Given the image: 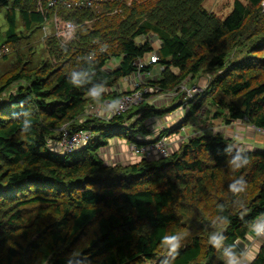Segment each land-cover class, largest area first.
I'll list each match as a JSON object with an SVG mask.
<instances>
[{
    "label": "trees",
    "instance_id": "16d2710c",
    "mask_svg": "<svg viewBox=\"0 0 264 264\" xmlns=\"http://www.w3.org/2000/svg\"><path fill=\"white\" fill-rule=\"evenodd\" d=\"M50 1L0 0V264H264V241L247 261L236 244L264 216V149L201 129L168 157L107 166L101 151L111 140L140 145L149 120L176 108L143 102L110 120L89 114L118 98L120 82L156 53L144 73L159 65L161 77L149 85L178 91V107L186 102L180 86L211 77L169 133L203 108L211 121L246 119L264 130V0H237L223 20L205 0H113L90 9ZM67 22L76 26L71 39L56 35ZM48 25L54 33L41 40ZM65 126L94 139L57 152L49 142Z\"/></svg>",
    "mask_w": 264,
    "mask_h": 264
},
{
    "label": "built area",
    "instance_id": "2783aa9c",
    "mask_svg": "<svg viewBox=\"0 0 264 264\" xmlns=\"http://www.w3.org/2000/svg\"><path fill=\"white\" fill-rule=\"evenodd\" d=\"M112 1L113 0H58V2H60L62 6L68 9H90L97 7L103 3H109ZM58 2L55 0H51L49 6L51 8H55ZM52 23L53 25H55L56 29H58L56 17ZM62 33L66 39H71L75 36L76 26L72 22H67L64 24ZM8 52V48L4 47L1 51V54H7ZM158 60V55L154 53L149 58L138 61V71L131 77V85L133 89L129 92H126L117 101H106L104 103V108L107 110V117L102 118L100 115H98L99 118L101 117L102 119L110 120L114 117H120L129 112L131 109L138 107L140 104L145 102V98L148 95L163 97H175L176 95H178V91L165 94L160 92L161 90L158 87H154L147 84H150V81H155V77H153L150 72L144 73V69L151 65H157ZM210 79L211 77L207 76V81ZM207 81L204 86H201L199 84H194L190 86L182 85L179 87L178 90L180 93L185 95L187 101H190L194 99L196 95L201 94L203 92V90L206 88ZM91 109L94 110V107H92ZM185 110L186 106H183L179 111L183 113ZM243 122L247 123V120L245 119ZM251 127L253 131L264 136L263 129H258L254 126ZM60 131L62 134L59 140L55 142H49V145L52 149L59 148L61 149V152L65 153H72L81 150L87 147L90 142L94 139V134L89 130L71 132L68 130V127L65 126L61 128ZM171 148V139L166 136H163L152 142H144L140 145L133 144L131 152L132 156L137 159L151 160L168 157L170 155ZM258 232L260 236H264V216L259 221Z\"/></svg>",
    "mask_w": 264,
    "mask_h": 264
},
{
    "label": "rangeland",
    "instance_id": "374dc122",
    "mask_svg": "<svg viewBox=\"0 0 264 264\" xmlns=\"http://www.w3.org/2000/svg\"><path fill=\"white\" fill-rule=\"evenodd\" d=\"M127 1H131V0H127ZM235 1H237V0H205L203 5H204L206 10L216 14L220 19L223 20V19H226L228 17V15L232 12L233 5H234ZM239 1L246 2L247 0H239ZM263 8H264V4H263ZM52 25H53V23H52ZM53 26L55 27V25H53ZM90 26H92V25H90ZM54 27H52L51 25H48L46 27L45 31L42 30L39 33V35H42L41 40L46 39L48 37H51V35H53V33H54ZM59 34H62L61 30H58L56 32V35H59ZM149 39L152 40L151 42L153 44V47L155 49L158 48V46L160 45V42L157 40V38L151 36ZM141 41H143V39H139V42H141ZM116 64H117V61H113L112 63L109 64L108 68L112 69V68H114V66ZM154 77L156 78V75ZM206 79H207V76L201 78V80L198 81L199 85L204 86L206 84ZM120 84L123 85L124 81H122ZM147 84L149 85V83H147ZM188 84H191V82ZM130 87L132 90L133 89L132 85ZM117 100L107 99V100L103 101L102 103L94 105V110L91 109L92 108L91 107L89 114L96 116V117H99L98 115H100L102 118H106L107 117V110L104 108V103L106 101H108V102L112 101L113 102V101H117ZM173 101H174L173 98L167 97V96L163 97V96L148 95L145 98V102H147V104H150V106H152L151 109L155 108L156 110L166 112L170 108H173V107L176 108V110L174 112L167 113L165 115V117H167V118H165L164 115L162 117L156 116L157 118H161L162 120H164V118H165V122L162 123L161 126L162 125L165 126V124L167 125V124L171 123L172 121H174L173 124L164 127V129L166 128L165 130L162 129L161 135L164 134V132L169 133V131H172V129L175 126L181 124L183 122V119L185 118L184 114L181 111H179V107H178V105H180L181 101L176 102V103ZM211 101H212V97L209 96L206 100V107L209 103H211ZM205 111H206L205 108H203L196 116L191 117L189 123L181 129L180 133L174 134V135L171 134V132L169 134H164V136L171 139L172 150H176L178 147H180V145L182 143L187 141L188 138H190L194 135H197V132H199L201 129H204V128L200 127V124H205V125L207 124V126H205V127H207L210 132H212L216 129H219V130L222 129L221 127L224 123V120L218 119V120H212L211 121L210 119H207V115L205 114ZM166 119H167V121H166ZM149 121L150 122L154 121V119H150ZM236 127L243 129V130H241L240 138L239 137L236 138V135H235L234 140H232V141H234L235 147H238L241 149H257V150L264 149V136L254 132L253 129H249L248 126H246L244 124H238ZM212 129H214V130H212ZM230 135L233 136L234 134H230ZM120 139L124 140L123 138H116L114 140H120ZM144 139H145V137H141V140L143 142L145 141ZM141 144H143V143H141ZM132 145H131V147H132ZM115 146H118V147L115 148ZM57 152H59V151H57ZM119 152H124V149L122 147H120L119 144H115L112 146L111 149H108L107 151L106 150L103 151L102 154H104V158L107 161V163H106L107 166H118V165H124L123 163H129V162H126L127 161L126 158L121 159L117 156ZM126 152H127V150H126ZM109 153H112V155H109ZM262 241H264V237L258 238V239L254 237V239L249 240L247 242V245L250 248V250L248 248L249 251L247 250L248 253L244 256V259H243L244 261H247L249 258H251L253 253H256L258 251V248L261 246ZM239 263H241V261H239ZM150 264H152V263H150ZM228 264H232V263L229 262Z\"/></svg>",
    "mask_w": 264,
    "mask_h": 264
},
{
    "label": "crops",
    "instance_id": "0c3cea01",
    "mask_svg": "<svg viewBox=\"0 0 264 264\" xmlns=\"http://www.w3.org/2000/svg\"><path fill=\"white\" fill-rule=\"evenodd\" d=\"M160 42V41H159ZM161 48V43H160V45L158 46V48H154L156 51L157 50H159ZM115 67H117L116 65L114 66V68ZM113 69V68H112ZM162 68L158 65V66H153V68L150 70V73H151V75L152 76H155L156 75V79L158 80L160 77H161V72H162ZM176 72V71H175ZM145 73H147V72H145ZM146 75V74H145ZM201 80V79H200ZM199 80V81H200ZM122 81H124V84L123 85H121V84H119L118 86H117V88L115 89V93H116V95H117V97L118 98H115V100H117V99H119L120 97H121V95H123L124 93H126V92H129L130 90H131V83H132V79L131 78H128V79H124V80H122ZM121 81V82H122ZM120 82V83H121ZM198 82V81H197ZM191 84H188V86H190ZM171 98H173V102H179V101H181V100H183L182 99V97H171ZM165 117V116H164ZM165 118H167V117H165ZM165 118H164V120H162L161 118H152V119H154V121H149L150 122V124H149V126H148V129L151 131V134L150 135H147V136H145V139L144 140H146V141H148V142H152V141H155V140H157L158 138H160L162 135H161V133H162V129H164V127H166V126H168V125H171V124H173L174 123V121H172L171 123H169V124H165V126L164 125H162L161 126V124L162 123H164L165 122ZM166 121H167V119H166ZM238 124H244V125H246V126H248V128L249 129H252V127L249 125V124H247V123H245V122H234L232 125H222V134H224L226 137H229L230 139H233L234 140V136L236 135V138L237 137H239L240 138V135H241V130H243V129H240V128H237L236 126L238 125ZM205 126H207V124L205 125V124H200V127L201 128H204V129H202L204 132H207V133H209L210 131L208 130V128L207 127H205ZM166 129V128H165ZM164 129V130H165ZM212 130H214V129H212ZM220 130V131H221ZM201 131V130H200ZM255 132V131H254ZM230 134H234L233 136H231ZM191 138V137H190ZM188 140H189V138H188ZM115 144H119V146L120 147H122L123 149H124V152H119L118 153V157L119 158H121V159H124V158H126V162H129V163H123L124 165L125 164H131V163H136V162H139L140 160L139 159H137V158H135V157H133L132 156V152H131V143H128L125 139L124 140H122V139H120V140H112V141H110L109 142V146L108 147H106V148H104V149H102V151H101V156H102V158L106 161V159L104 158V154H102L103 153V151L104 150H108V149H111L112 148V146L113 145H115ZM124 144V145H123ZM116 147H118V146H115V148ZM53 150H56V151H61V149H59V148H54ZM126 150H127V152H126ZM111 151V150H110ZM112 152V151H111ZM109 155H112V153H109ZM106 163H107V161H106ZM258 230H259V227L255 230V231H252L251 232V234H250V237L248 238V241L249 240H252V239H254V237L255 238H263L264 236H260L259 235V232H258ZM255 234V235H254ZM263 242V241H262ZM261 245H262V243H261ZM249 250H250V248H249ZM248 250V251H249ZM248 251L246 252V253H248ZM254 254V253H253ZM230 263H232V264H244L242 261H241V263H239V260L238 261H235V260H231L230 261Z\"/></svg>",
    "mask_w": 264,
    "mask_h": 264
},
{
    "label": "clouds",
    "instance_id": "9594fccd",
    "mask_svg": "<svg viewBox=\"0 0 264 264\" xmlns=\"http://www.w3.org/2000/svg\"><path fill=\"white\" fill-rule=\"evenodd\" d=\"M154 77V76H153ZM157 79L155 78V81H156ZM206 81H207V79H206ZM151 82V81H150ZM207 83H208V81H207ZM199 84V83H198ZM207 86V85H206ZM166 94H169V93H166ZM176 97H178V95H176L175 96V98ZM185 101H187V99L185 100ZM188 103L186 102L184 105H182V106H180L179 107V110L183 107V106H186V110L183 112V114H184V116L186 115V113H187V110H188ZM263 136V135H262ZM161 137H163V136H161ZM160 137V138H161ZM159 139V138H158ZM144 142H148V141H144ZM171 150H172V148H171ZM238 159V158H237ZM140 161H142V159H139ZM151 160H154V159H151ZM233 163H236V161H234ZM245 163H246V161H245ZM237 167H240V165L239 164H237ZM213 241H214V238H213ZM170 243H171V246H172V248H173V250L177 247V245H176V243H175V237H173V238H171V240L169 241Z\"/></svg>",
    "mask_w": 264,
    "mask_h": 264
},
{
    "label": "water",
    "instance_id": "95a60500",
    "mask_svg": "<svg viewBox=\"0 0 264 264\" xmlns=\"http://www.w3.org/2000/svg\"><path fill=\"white\" fill-rule=\"evenodd\" d=\"M236 244L241 249L242 252H246L249 248L247 243L242 240H238Z\"/></svg>",
    "mask_w": 264,
    "mask_h": 264
}]
</instances>
